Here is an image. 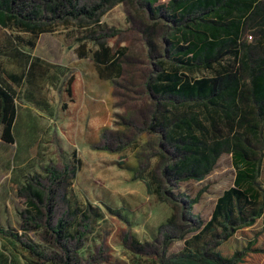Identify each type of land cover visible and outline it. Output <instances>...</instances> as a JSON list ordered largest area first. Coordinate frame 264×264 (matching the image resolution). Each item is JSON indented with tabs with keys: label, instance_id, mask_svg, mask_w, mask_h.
I'll use <instances>...</instances> for the list:
<instances>
[{
	"label": "trees",
	"instance_id": "16d2710c",
	"mask_svg": "<svg viewBox=\"0 0 264 264\" xmlns=\"http://www.w3.org/2000/svg\"><path fill=\"white\" fill-rule=\"evenodd\" d=\"M158 1L0 0V25L15 22L35 38L60 24L86 29V36L80 39L97 47L94 64L110 72L109 76L100 75L101 79L113 81L123 75V58L128 62L130 58L126 56L128 48L115 51L109 46L108 40L119 32L102 26L101 19L109 9L123 4L129 22L144 38L152 63V70L142 76L147 102L120 116L116 130L106 128L99 150L116 154L134 149L137 164L131 171L135 178L150 168L146 157L150 149L154 151L152 157L158 158L151 171L154 191L175 212L159 229L162 232L166 227L182 231L183 221L197 201L176 196L167 186L177 189L182 182L204 180L222 155H232L234 187L218 199L212 220L203 229L213 233L211 241L202 250L164 259L174 234L159 232L158 238H164L160 263L244 264L245 252L227 258L217 249L239 227L253 225L264 209L260 184L264 161V0L245 22L243 32L239 18L249 11L253 0H168L166 6L156 7ZM209 14L215 19L209 20ZM249 27H257L251 31L254 41L250 43L245 39ZM37 60L32 57L29 68ZM9 89L0 81V125L3 140L14 144L18 106ZM80 163L49 165L44 175L30 177L20 190L27 205L20 213L23 234L0 228L1 235L14 239L42 264L106 262L101 246L97 255L84 263L80 251L88 227L83 224L72 231L77 213L68 194ZM89 219L85 214L82 222ZM31 232L39 233L51 251L30 241L27 234ZM183 233L178 237L184 239ZM147 246L155 247V243L133 242L130 247L142 252Z\"/></svg>",
	"mask_w": 264,
	"mask_h": 264
},
{
	"label": "rangeland",
	"instance_id": "374dc122",
	"mask_svg": "<svg viewBox=\"0 0 264 264\" xmlns=\"http://www.w3.org/2000/svg\"><path fill=\"white\" fill-rule=\"evenodd\" d=\"M167 3L159 0L155 6ZM18 6L14 5L17 11ZM101 25L119 32L108 40L115 51L128 48L129 62L123 58V75L113 81L101 79L100 75L109 76L110 72L94 64L97 47L80 39L86 36V29L74 24L53 25L52 32L35 38L15 22L0 25V81L10 88L18 106L14 144L3 140L0 125V228L23 234L20 213L27 205L21 188L30 177L44 175L49 165L60 166L66 161L76 164L79 160L68 199L77 213L72 231L83 224L88 227L80 251L84 263L103 246V264H161L164 238H158L159 232L174 234L164 259L202 250L213 237L211 231L203 229L212 220L218 199L234 187L232 155H222L204 180L182 182L177 189L167 186L176 196L197 201L184 219L182 231L169 227L159 231L175 212L154 191L151 171L158 162L152 157L154 151L150 149L146 157L150 168L135 178L131 171L137 164L134 149L116 154L99 150L106 128L116 130L120 116L146 104L142 76L152 70V63L144 38L129 22L123 4L109 9ZM32 57L38 60L29 68ZM260 184L264 189V161ZM261 200L264 203V197ZM85 214L90 219L82 222ZM194 226L201 227L190 231ZM182 233L184 239L178 237ZM27 238L44 251H51L39 233H28ZM133 242L155 243V247L138 252L130 247ZM217 250L227 258L245 252L244 264H264V209L253 225L239 227ZM8 263L42 264L14 239L0 234V264Z\"/></svg>",
	"mask_w": 264,
	"mask_h": 264
},
{
	"label": "crops",
	"instance_id": "0c3cea01",
	"mask_svg": "<svg viewBox=\"0 0 264 264\" xmlns=\"http://www.w3.org/2000/svg\"><path fill=\"white\" fill-rule=\"evenodd\" d=\"M262 1V0H253V3H251L250 5V9L249 11L244 15V16H241L239 18L240 22H241V31L243 32L244 31V25H245V22L249 19V17L251 16L252 13L256 12L257 9H258V5H259V2ZM215 16L213 14H209L208 15V19L209 20H213L215 19L214 18ZM262 17L264 18V14L262 15ZM254 29H257V27H255ZM252 27H249L248 31H249V34L248 36L245 37V39L248 41V43L250 42H253L254 39H253V36L251 35V31L254 30ZM251 36L252 37V40H248V37ZM209 41L212 40V37H209L208 39ZM110 46V45H109ZM111 47V46H110ZM36 49V47H35Z\"/></svg>",
	"mask_w": 264,
	"mask_h": 264
},
{
	"label": "built area",
	"instance_id": "2783aa9c",
	"mask_svg": "<svg viewBox=\"0 0 264 264\" xmlns=\"http://www.w3.org/2000/svg\"><path fill=\"white\" fill-rule=\"evenodd\" d=\"M249 39H250V40H252V37H251V36H249Z\"/></svg>",
	"mask_w": 264,
	"mask_h": 264
}]
</instances>
